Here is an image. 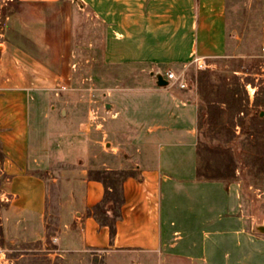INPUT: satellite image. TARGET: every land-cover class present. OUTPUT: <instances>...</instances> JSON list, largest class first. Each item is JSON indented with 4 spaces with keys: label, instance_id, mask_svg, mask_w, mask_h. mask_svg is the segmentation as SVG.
<instances>
[{
    "label": "crops",
    "instance_id": "1",
    "mask_svg": "<svg viewBox=\"0 0 264 264\" xmlns=\"http://www.w3.org/2000/svg\"><path fill=\"white\" fill-rule=\"evenodd\" d=\"M12 1L15 8L0 35L3 238L48 240L45 174L60 158L68 163L52 153L49 135L64 109L45 111L47 103L35 98L47 97L68 75L74 13L87 11L102 26L105 63L142 67L126 75L134 85H116L107 93L110 108H104L105 170L128 174L119 185L122 201L111 236L91 210L112 187L105 189L85 170L62 166L63 174L53 179L61 184L59 224L50 236L54 246L124 264L262 262L264 237L248 229L239 181L197 173L198 94L191 87H158L151 75L202 71L195 59L212 66L225 57L226 0ZM39 109L43 125L33 113Z\"/></svg>",
    "mask_w": 264,
    "mask_h": 264
},
{
    "label": "rangeland",
    "instance_id": "2",
    "mask_svg": "<svg viewBox=\"0 0 264 264\" xmlns=\"http://www.w3.org/2000/svg\"><path fill=\"white\" fill-rule=\"evenodd\" d=\"M14 8L12 0H0V35ZM226 9L225 57L211 62L205 70L189 69L185 80L199 96L201 171L207 177L239 181L251 231L253 224L264 220V115L260 116L264 113V0H226ZM102 32V26L87 11L75 12L73 58L65 71L68 75L57 80L47 97L39 94L35 98L36 102L47 103L45 111L51 106L64 109L49 136L52 153L64 155L68 163L60 158L45 174L48 240L11 243L2 235L0 264H124L98 253L59 251L50 239L59 224L57 207L61 200V184L53 179L63 174V167L85 170L90 178H100L115 190L128 174L118 171L114 176V172L105 170L108 136L103 127L104 106L107 93L116 85H134L126 75L142 67L106 64ZM34 112L43 125L44 110ZM205 119L208 121L204 124ZM2 207L0 203V211ZM258 264H264V260Z\"/></svg>",
    "mask_w": 264,
    "mask_h": 264
},
{
    "label": "trees",
    "instance_id": "3",
    "mask_svg": "<svg viewBox=\"0 0 264 264\" xmlns=\"http://www.w3.org/2000/svg\"><path fill=\"white\" fill-rule=\"evenodd\" d=\"M207 121L208 120L205 119L204 124L207 123ZM198 153H199V157H200V152L198 151ZM0 158H1V155H0ZM197 173H198L199 177H204V178H207V179H216V178H213V177H207L206 174L202 173L200 165H199V168L197 169ZM113 175L117 176V175H119V173L114 172ZM93 179L102 181V183L105 185V189H107L109 187V186L106 185L104 180H102L100 178H93ZM121 201L122 200H121L120 190L119 189L115 190L114 188H112V192L111 193H108V191L105 192V199L103 200V202L98 204V205H96L91 210V213L97 219V221H99L100 224L109 227L111 236H113V234H114L115 218L118 216L116 210H117L119 204L121 203ZM108 204L111 205V208H109L107 206ZM109 213L113 214V218L109 217ZM0 236H2L1 228H0Z\"/></svg>",
    "mask_w": 264,
    "mask_h": 264
},
{
    "label": "built area",
    "instance_id": "4",
    "mask_svg": "<svg viewBox=\"0 0 264 264\" xmlns=\"http://www.w3.org/2000/svg\"><path fill=\"white\" fill-rule=\"evenodd\" d=\"M263 52H264V47H263ZM193 64L197 70H205L209 68L208 63H206L204 59L197 58L193 61ZM163 76H164V79L168 81V85L176 86L177 88L181 90L188 88V84L185 80L184 74H175L169 71ZM0 253H2L1 250H0Z\"/></svg>",
    "mask_w": 264,
    "mask_h": 264
},
{
    "label": "water",
    "instance_id": "5",
    "mask_svg": "<svg viewBox=\"0 0 264 264\" xmlns=\"http://www.w3.org/2000/svg\"><path fill=\"white\" fill-rule=\"evenodd\" d=\"M151 75L153 76V78L155 80V85L156 86H158V87H166V86H168V81L164 79V76H163V74L161 72L156 71L155 73H151ZM104 107H105V109H109L110 108L109 104H105ZM263 115H264V113L261 112L260 116H263ZM251 232L253 234H258V235H263L264 236V220L262 221L261 224H258V225L253 224Z\"/></svg>",
    "mask_w": 264,
    "mask_h": 264
}]
</instances>
